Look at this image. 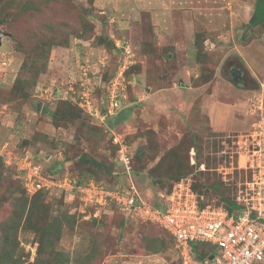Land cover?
<instances>
[{
	"label": "rangeland",
	"instance_id": "rangeland-1",
	"mask_svg": "<svg viewBox=\"0 0 264 264\" xmlns=\"http://www.w3.org/2000/svg\"><path fill=\"white\" fill-rule=\"evenodd\" d=\"M253 3L0 0V224L21 204L19 165L27 158L44 173L62 170L75 176L81 154L112 165L118 182L135 186L152 207L155 201L167 204L179 181L189 183L206 204L236 195L249 172L236 168L237 159L244 162L234 137L251 125L261 104L264 113V21L248 28ZM234 64L255 82L234 83L229 74ZM114 68L113 80L121 84L119 110L131 107L112 132L127 140L133 155L135 174L125 176L112 163L116 154L107 140L106 119L89 114L77 101L88 87L90 100L103 106L109 81L103 76ZM179 83L195 90H181ZM174 84V90L165 91ZM214 97L244 101L246 125L213 130L203 107ZM66 103L76 104L78 112L71 105L72 115H53L58 108L69 111ZM183 111L197 114L195 124L182 122ZM104 175L94 177L109 180ZM212 184L219 191H211ZM27 197L29 205L32 196ZM39 199L33 215L53 231L60 229L46 242L44 259L59 253L68 262L55 264H182L175 239L142 214L124 213L125 224L119 226L121 216L110 212L112 205L84 204L77 193L46 190ZM16 238L28 253L22 258L32 263L35 233L20 227Z\"/></svg>",
	"mask_w": 264,
	"mask_h": 264
},
{
	"label": "built area",
	"instance_id": "built-area-1",
	"mask_svg": "<svg viewBox=\"0 0 264 264\" xmlns=\"http://www.w3.org/2000/svg\"><path fill=\"white\" fill-rule=\"evenodd\" d=\"M125 64L121 68H124ZM119 69L118 75L123 69ZM90 87V86H89ZM120 82L112 80L108 86V99L104 105L90 100L88 87H83L77 101L81 108L103 121L106 116L119 110L118 89ZM97 102V101H96ZM248 130L235 135L239 158L237 169L249 172L247 179L237 189L235 198L241 207L228 212L223 207L205 205L200 207L191 187L179 181L169 195L167 206L162 208L147 205L136 193L135 186L126 183L106 187L102 182L91 180L87 185L74 186L65 176L61 180L46 176L40 166L28 158L20 163L24 188L29 195L40 189H63L77 193L84 204L115 206L121 212L139 213L150 218L175 239L179 247L182 264H264V113L262 104ZM94 113V114H93ZM113 144L118 146L117 159L127 175L131 171V155L124 139L114 133ZM184 185V186H183ZM192 242L210 243L216 250L212 259L197 260L189 250ZM31 255L35 254L30 248ZM210 256V255H209Z\"/></svg>",
	"mask_w": 264,
	"mask_h": 264
},
{
	"label": "trees",
	"instance_id": "trees-1",
	"mask_svg": "<svg viewBox=\"0 0 264 264\" xmlns=\"http://www.w3.org/2000/svg\"><path fill=\"white\" fill-rule=\"evenodd\" d=\"M252 11L253 12L249 18L248 25H251L252 28H254L258 24L264 21V0H254ZM128 70L129 69L125 71V75H127ZM115 72H116V68H114L111 72L108 73V75L110 76H108L107 74L103 76L104 79L107 78V80H109V81H106L107 84H109L113 80ZM99 88H97V91H99L98 90ZM71 105L74 106V109H77V108L79 109V107L76 104L72 103ZM71 105L67 104V107L70 106L68 107L69 111L65 110V108L64 109L58 108L53 113V115L57 116L60 119L61 117L65 118L68 115L69 116L72 115L73 112H71L70 109L73 107ZM130 108L131 107L128 106L122 110L121 109L117 110L113 115L106 116L105 118L106 119V124H105L106 129L111 132L110 137L107 140L111 142V149L114 155L115 154L117 155L118 146L116 144H113L112 142V136H113L112 132L116 131L115 127L120 122H122L127 117L128 114H130ZM78 109H77V112H78ZM123 139H124V142L127 144V140H125V138ZM127 145L129 146V144ZM193 149H194L193 150L194 157L195 159H197V154H199V148L197 146L196 147L194 146ZM129 154L133 158V155L130 153V150H129ZM75 162L81 167L80 170L78 169V171H76L77 176L69 174V172H65L62 170L55 172V174L52 176L56 177L59 180L67 176L71 180L74 186L87 185L91 180H95V181L102 182L106 187L111 188V187H115L119 183L122 184L124 182V180L122 182H118V179H116L117 178L116 174L112 171L113 169L112 165L108 167L106 165H103L96 159H93V160L88 159L83 154L79 155ZM112 163H118L121 173H123L124 176L127 175L126 172L124 171L122 164L119 163L117 156ZM198 163L202 164L203 161L198 160ZM184 170L186 172V168ZM101 171L103 172V174L105 173L106 177H108L109 180H99L98 177L97 178L94 177L96 173H98L100 176L102 173ZM131 173L135 174V170L132 169L130 171V174ZM44 174L46 176L50 175L47 172ZM21 175H23L22 172H21ZM211 188H212L211 191H214V192L219 191V185L217 184H212ZM19 193L21 194L18 196V200L21 198V201H20L21 204L19 203L18 210L14 211V213L13 212L9 213L8 217L5 218L3 222L0 224V264H26L27 263L26 262L27 259L26 258L23 259L22 255L24 253L25 254H28V253L18 248V241L16 238L18 229L20 227H22V229L24 228V229L33 231L35 233V236L37 237L36 257L32 263H27V264H55L59 260L64 261V263L68 262L66 258L68 256H66L65 254L63 255L59 253L55 255H51L50 259L43 258L44 253H45L44 251L46 249L45 247L46 242L52 240V238L55 237L57 233L60 234L59 228H57V232L53 231L54 229L51 228L44 219L33 215V213L36 210L37 201H39L40 200L39 198L44 193H46V190L40 189L36 191L34 194L29 195L26 192L25 188L23 187L22 192L20 191ZM28 195L32 196L29 205L27 203ZM151 204L153 205V207L162 208V209L167 206L166 203L157 202V201ZM198 204L200 207H204L205 205H207L206 203H203L200 200H198ZM214 204L215 205L213 204H209V205H212L215 207H223L229 213L241 207L240 202H238L235 198V194L227 195V196L220 195L219 201L214 202ZM111 207H112L110 211L111 213L116 212L121 216L119 226H124L125 224L124 220L126 217L125 214L121 212L117 207L115 206H111ZM132 215L134 214H129L127 216L132 217ZM189 250L195 259L202 260V261L207 260L209 255L216 253L215 248L210 243H206V242H192L189 244Z\"/></svg>",
	"mask_w": 264,
	"mask_h": 264
},
{
	"label": "crops",
	"instance_id": "crops-1",
	"mask_svg": "<svg viewBox=\"0 0 264 264\" xmlns=\"http://www.w3.org/2000/svg\"><path fill=\"white\" fill-rule=\"evenodd\" d=\"M179 85H180L178 86L179 89L188 91V93L191 94L193 93L192 90H195L194 88H192V86L189 85V83H183V84L179 83ZM174 88H175V84L165 89V91L169 92V90H174ZM169 102H175V101H167V103ZM187 102L188 101H183V106H185ZM246 108H247L246 103L244 101H239L238 103L220 101L217 97H214L212 99V102L211 101L208 102L207 106L205 104L203 107V109L207 112V117L209 120L208 122L213 130H220L222 129L221 127H225L224 129H227V127L243 128L247 122L244 119L245 118L244 113L246 111ZM170 113L173 112L171 111ZM181 115L183 117V121H182L183 123L188 122L193 125L195 124V120L198 119L197 114H192L190 116V114L188 112L185 113V111H183ZM247 127L249 128V124ZM248 128L245 131H247Z\"/></svg>",
	"mask_w": 264,
	"mask_h": 264
},
{
	"label": "flooded vegetation",
	"instance_id": "flooded-vegetation-1",
	"mask_svg": "<svg viewBox=\"0 0 264 264\" xmlns=\"http://www.w3.org/2000/svg\"><path fill=\"white\" fill-rule=\"evenodd\" d=\"M234 69V71H232ZM229 74L230 77L232 74L236 75L237 77V81H238V85L242 87V85H244V82L249 81L250 82V78L248 77L247 72L245 71V69L240 65V64H234L231 65L229 67ZM252 83V82H251Z\"/></svg>",
	"mask_w": 264,
	"mask_h": 264
},
{
	"label": "water",
	"instance_id": "water-1",
	"mask_svg": "<svg viewBox=\"0 0 264 264\" xmlns=\"http://www.w3.org/2000/svg\"><path fill=\"white\" fill-rule=\"evenodd\" d=\"M248 28L249 29H252V26L251 25H249L248 26ZM2 32L0 31V43H1V37H2ZM232 71H234V69L232 70ZM238 77V76H237ZM237 77H236V75H234V74H232L231 75V80L234 82V83H238V81H237ZM251 80H250V82H255L252 78H250ZM93 222H94V219H93ZM213 258V255H210L209 256V259H212Z\"/></svg>",
	"mask_w": 264,
	"mask_h": 264
},
{
	"label": "clouds",
	"instance_id": "clouds-1",
	"mask_svg": "<svg viewBox=\"0 0 264 264\" xmlns=\"http://www.w3.org/2000/svg\"><path fill=\"white\" fill-rule=\"evenodd\" d=\"M47 173L50 174V175H54L55 174V172H52V171H49V170H47Z\"/></svg>",
	"mask_w": 264,
	"mask_h": 264
}]
</instances>
